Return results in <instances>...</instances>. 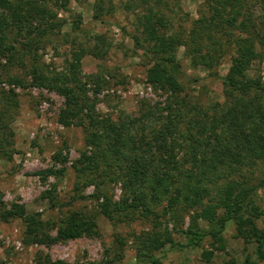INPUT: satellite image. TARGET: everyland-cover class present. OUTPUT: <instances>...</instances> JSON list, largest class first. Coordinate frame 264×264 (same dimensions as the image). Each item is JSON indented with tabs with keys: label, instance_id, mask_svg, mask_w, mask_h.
<instances>
[{
	"label": "trees",
	"instance_id": "obj_1",
	"mask_svg": "<svg viewBox=\"0 0 264 264\" xmlns=\"http://www.w3.org/2000/svg\"><path fill=\"white\" fill-rule=\"evenodd\" d=\"M135 1L143 5L151 0ZM152 1L154 7L136 16L137 28L143 37L141 43L137 37L131 40L150 57L146 82L155 90L168 93L164 110L142 103L138 117L119 116L115 121L101 124L97 121L84 86L90 83L97 92L102 79L95 75L80 82L78 68L82 53L98 60L106 55L109 44L100 36L94 37L89 50L73 52L66 68L49 77L37 69V60L30 58L34 83L64 98V107L57 118L61 125L82 126L87 121L90 131L86 143L94 144L96 150L90 157L82 158L77 176L90 183L95 179L93 174L102 167L108 170L109 178L121 184L123 196L116 202L98 189L92 196L98 200L101 195L100 213L109 221L119 223L130 216L133 219L136 211L147 219L154 213V206L162 202L166 203L171 222L176 203L187 209L202 207L205 211L204 227L198 226L194 218L184 230L172 222V230L183 237L178 243L170 238L165 227L158 231L157 216L153 215L151 231L133 237L136 264H158V257L151 254L164 244H169L170 249L182 250L197 248L206 238L219 243L230 225L237 237L246 241L247 226L252 224L251 219L259 217H262V228L253 231L255 236L258 234L254 255L264 263V211L249 209L252 197L264 186V82L245 74L253 62L264 59V0H251L258 6L256 14L248 0H213L209 16L193 21L185 38L158 32L165 28L167 21L155 9L167 8V5L165 0ZM53 5L66 8L62 0H0V58L12 59L17 46L25 50L27 57H33L35 51L30 48L36 50L43 40L54 32L59 33L62 24L54 20L56 15L50 9ZM102 5L98 12L94 11V19L112 12L110 0ZM79 22V18L71 21L72 35L80 33ZM63 37L67 41L68 34ZM222 40L233 47L228 73L224 77L209 76L220 82L223 100L207 106L198 101L180 100L177 47H184L192 66L210 70L221 55ZM161 110L165 111L164 117ZM168 140L177 142L180 153L172 165L164 159ZM246 171H259L260 177H245ZM174 193L179 194V200L173 199ZM0 210L1 220L16 218L22 222L24 236L30 244L48 245L73 240L82 234H96L93 220L81 219L70 212L55 236L50 237L42 233L43 222L38 214L27 213L19 205L6 208L1 194ZM201 256L209 259L211 254L203 252ZM44 264L62 263H48L45 259ZM242 264H250L247 257Z\"/></svg>",
	"mask_w": 264,
	"mask_h": 264
},
{
	"label": "rangeland",
	"instance_id": "obj_2",
	"mask_svg": "<svg viewBox=\"0 0 264 264\" xmlns=\"http://www.w3.org/2000/svg\"><path fill=\"white\" fill-rule=\"evenodd\" d=\"M65 10L59 5L50 7L61 22L59 33L54 32L47 40L32 49L33 57H27L20 47L10 60L0 58V194L4 206L10 209L19 205L25 212L38 214L43 222L42 233L54 237L70 212L79 218L94 221L96 234L85 235L48 245L30 244L24 236V226L16 218L0 219V263L2 264H136V245L133 237L141 232H150L153 215L157 216L158 231L165 227L170 238L178 243L183 237L172 230V222L180 230L186 229L195 219L198 226L206 225V213L202 207L187 209L181 203L173 205V220L168 219L166 203L154 206L152 215L140 217L136 211L133 219L119 223L109 221L100 213L101 195L96 200L93 195L98 189L101 194L116 202L123 196L121 184L106 174L102 167L93 175L90 183L78 178L80 161L90 157L96 148L86 143L90 128L84 125H61L57 118L64 107V98L54 90L34 83L31 74V59L43 75L49 77L66 68L71 54L89 50L94 37L100 36L109 44L106 55L98 60L89 53H82L79 59L78 78L98 75L102 81L98 91L87 83L84 86L97 121H115L119 116L138 117L140 105L148 104L163 109L168 93L154 89L145 80L146 69L151 65L150 57L132 42L133 37L142 41L141 29L137 28L136 16L146 14L154 1L147 4L135 0H110L111 13L100 14L94 19V11L105 6V0H62ZM100 1L102 3L100 4ZM131 2V3H130ZM166 7L157 6L158 15L166 22L158 32L185 38L191 23L207 17L213 7V0H165ZM130 4V5H129ZM256 3L248 0V5L259 12ZM125 5L128 8H125ZM154 13V10H153ZM79 18L78 35L70 33V23ZM63 34H68L67 41ZM234 35L235 32H233ZM74 39V43L71 40ZM20 46V45H19ZM233 47L223 42L221 55L214 66L207 70L190 64L184 47L178 46L175 60L179 65L177 80L182 87L179 99L202 106L221 102L224 98L219 81L210 75L224 77L228 73ZM6 57V56H5ZM246 76L264 82V59L251 64ZM96 92V93H95ZM185 105V103H184ZM164 110V109H163ZM161 110V116L165 111ZM174 113V110L171 109ZM164 159L174 164L180 153L177 142L168 140ZM170 150V151H169ZM103 171H105L103 173ZM245 177L259 178V171H246ZM174 200L179 194L174 193ZM250 211H264V186L257 191L249 203ZM1 213V210H0ZM262 217L251 219L246 228V241L237 237L234 227L228 226L219 243L204 239L199 247L191 249H170L164 244L152 256L158 257V264H242L248 258L250 264H264L256 259L254 250L256 236L254 229L260 230ZM203 252H210L209 259L202 258Z\"/></svg>",
	"mask_w": 264,
	"mask_h": 264
}]
</instances>
